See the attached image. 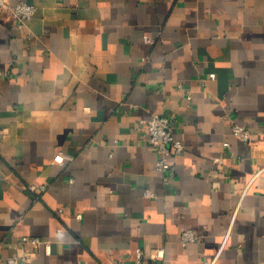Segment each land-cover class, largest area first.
I'll return each instance as SVG.
<instances>
[{
  "label": "crops",
  "instance_id": "crops-1",
  "mask_svg": "<svg viewBox=\"0 0 264 264\" xmlns=\"http://www.w3.org/2000/svg\"><path fill=\"white\" fill-rule=\"evenodd\" d=\"M16 1L0 10V264L26 235L52 247L29 264H133L138 247L142 264H264V0H24L21 26ZM156 112L184 143L168 181Z\"/></svg>",
  "mask_w": 264,
  "mask_h": 264
},
{
  "label": "built area",
  "instance_id": "built-area-1",
  "mask_svg": "<svg viewBox=\"0 0 264 264\" xmlns=\"http://www.w3.org/2000/svg\"><path fill=\"white\" fill-rule=\"evenodd\" d=\"M9 0H0V10L8 5ZM11 10L13 11L15 17L19 21L21 26L24 21L32 17L36 11V7L33 3L17 0L12 6ZM144 40L147 42L153 41L152 35L149 33L144 34ZM8 75V71L5 72ZM213 77V76H212ZM188 97L191 98V92H188ZM147 141L150 146L153 147L158 153V158L156 162V169L158 171H167L169 174L164 175V180L168 181L171 174L174 173V165L171 162L170 158L173 155L179 154L184 149V143L182 140L177 137L175 132L172 129L173 117L167 113H152L147 119ZM232 133L244 141H248L251 136V131L246 124L234 122L232 124ZM226 146L229 144L228 141L224 143ZM216 161L219 158L215 159ZM65 156L62 152H58L54 159V163H64ZM27 187L31 191L37 192L38 190L42 191L45 189V185L30 183ZM145 194L147 196L155 195V192L152 189H146ZM77 217H81V213L77 214ZM200 233L194 228H187L181 232V243L186 245L190 242L197 241L200 239ZM22 241L30 243L34 249L31 251H25L22 254L16 256H9L6 260L7 264H29L36 256L37 250L41 247H45L47 253H51V241L43 239L39 236L26 235L22 237ZM152 259H162L165 256L164 247H155L150 253ZM145 256V251L138 247L136 249V257L133 264H142V260ZM203 264H213V260H204Z\"/></svg>",
  "mask_w": 264,
  "mask_h": 264
}]
</instances>
